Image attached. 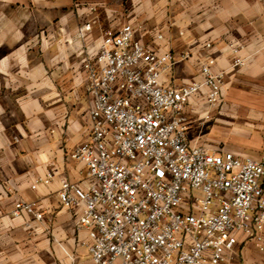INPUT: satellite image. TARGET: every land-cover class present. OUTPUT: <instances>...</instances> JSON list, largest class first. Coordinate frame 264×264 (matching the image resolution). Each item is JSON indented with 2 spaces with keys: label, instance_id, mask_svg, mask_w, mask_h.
I'll use <instances>...</instances> for the list:
<instances>
[{
  "label": "crops",
  "instance_id": "crops-1",
  "mask_svg": "<svg viewBox=\"0 0 264 264\" xmlns=\"http://www.w3.org/2000/svg\"><path fill=\"white\" fill-rule=\"evenodd\" d=\"M87 24L91 31L78 39ZM125 24L145 45L176 56L167 85L198 81L204 63L225 73L220 104L197 96L186 108L192 145L262 156L264 0H0V264H92L86 233L60 204L59 181L85 173L70 159L89 134L83 54H95L104 33ZM231 43L242 47L244 66L232 67ZM50 173L52 182L31 188ZM21 201L44 219H12ZM238 262L264 264V255L241 245Z\"/></svg>",
  "mask_w": 264,
  "mask_h": 264
},
{
  "label": "built area",
  "instance_id": "built-area-1",
  "mask_svg": "<svg viewBox=\"0 0 264 264\" xmlns=\"http://www.w3.org/2000/svg\"><path fill=\"white\" fill-rule=\"evenodd\" d=\"M91 29L78 28V39ZM229 49L232 67L244 66L242 47ZM83 55L89 134L70 159L85 173L61 179L58 197L86 233L91 263L238 264L241 245L264 255V152L213 154L188 140L186 108L197 96L220 104L225 73L204 63L198 81L165 84L178 59L145 45L131 24L106 31L99 50ZM24 215L44 219L21 201L10 216Z\"/></svg>",
  "mask_w": 264,
  "mask_h": 264
},
{
  "label": "rangeland",
  "instance_id": "rangeland-1",
  "mask_svg": "<svg viewBox=\"0 0 264 264\" xmlns=\"http://www.w3.org/2000/svg\"><path fill=\"white\" fill-rule=\"evenodd\" d=\"M211 107H213V106H211ZM235 120H237V119H235ZM243 122H244V125H246V126H249L248 124H250L249 120H248V121H243ZM233 142H234V143H238L239 141H238V140H234ZM251 142H252V143H253V142L257 143L256 140H252ZM222 147H224V144H222Z\"/></svg>",
  "mask_w": 264,
  "mask_h": 264
}]
</instances>
